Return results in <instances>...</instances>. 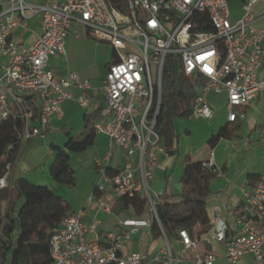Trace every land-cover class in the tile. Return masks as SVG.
Wrapping results in <instances>:
<instances>
[{"label":"built area","instance_id":"built-area-1","mask_svg":"<svg viewBox=\"0 0 264 264\" xmlns=\"http://www.w3.org/2000/svg\"><path fill=\"white\" fill-rule=\"evenodd\" d=\"M259 1L245 0L240 18L233 22L228 0H126L125 12L110 0H0V126L19 125L17 152L6 166L0 189L10 187V174L23 146L45 140L52 123L62 120L65 102L75 100L81 108H89L90 83L71 72L56 76L50 66L51 59L66 57V42L74 29L83 27L90 39L108 45L114 57L100 88L106 113L93 125L95 135L108 138L109 150L104 164L96 163L98 180L84 209L69 214L52 236V264H178L169 245L150 258L122 254L125 242L147 228L148 222L117 220L115 230L100 239L101 218L113 216L117 200L138 197L145 201L146 213L157 220L159 196L151 195L150 183L159 158L168 156L154 131L167 57L179 63L188 85L190 119L211 120V95L225 94L230 123L244 119L236 109L264 99V79L258 77L264 29L256 28L264 16L258 17L253 9ZM195 15L207 17L209 31L195 30ZM35 20L37 34L29 30ZM16 31L32 33V43L17 40ZM74 90L79 92L75 99ZM116 148L127 160L111 171L107 162ZM203 167L214 171L212 159ZM241 193L239 209L229 214L233 222L215 216L203 240L224 245L226 264H239L246 255L253 256L254 264H264V176ZM92 207L96 214L85 221ZM88 236L94 239L87 240ZM178 239L194 264H216L218 256L200 255L199 243L185 230L178 232Z\"/></svg>","mask_w":264,"mask_h":264},{"label":"crops","instance_id":"crops-1","mask_svg":"<svg viewBox=\"0 0 264 264\" xmlns=\"http://www.w3.org/2000/svg\"><path fill=\"white\" fill-rule=\"evenodd\" d=\"M39 1L41 0H35L34 3H38ZM229 1L230 0H228V6ZM244 1L245 0H239L236 14L231 21L234 22L240 18L241 7ZM253 9L258 17L264 16V0H260ZM230 14L232 13L230 12ZM37 26V20L30 22V32L37 34ZM256 28L264 29V19L256 24ZM30 32L16 31V39L29 45L34 38V35ZM101 48L108 50L111 49L106 44L98 43L90 39L86 35L84 28L78 26L74 29L73 35L67 39L66 57L53 58L50 60V66L54 74L60 77L66 72H70L67 61V55L69 52L73 55L75 54L78 59H84L85 54H88L84 60L86 61V65L81 68L80 71L85 74H88L89 72V79L81 78L82 80L88 81L92 87V91H89L88 93L91 98L89 108L87 110L81 108L75 100L65 102L62 105V120L52 123L45 140L31 141L23 146L18 153V157L10 174L11 181L23 178L31 184L48 187L56 197L62 199L81 198L78 204H71L66 201L72 213L84 209L87 198H89L98 180V168L96 163H99L100 165L104 164L105 157L109 150V140L106 136L95 135L94 145L89 148L91 150V157L88 161L89 171H91L90 183L88 185L89 188L79 197L69 195L66 187L57 185L50 178L49 167L53 159V152L51 151L50 146L54 145L56 147H63L66 142L64 136L66 133H69L70 136L74 138L77 136H83L85 133V117L88 116L91 118L98 115V121H100L106 113V105L100 88L108 64L105 63V60H98L96 57V52ZM89 58L92 59L93 63H88ZM99 76L101 77L100 81ZM258 77L264 79V57ZM72 93L74 99L79 96V92L76 90ZM220 96L224 97L223 105L227 113L224 125L222 126L224 127L225 125L230 124V122H228V112L226 109L227 99L225 94L211 95L209 96V102L211 105L214 100L220 98ZM236 111L237 113H242L244 115L243 120L237 119V124L239 126L237 137L231 141L221 139L213 148L208 145L207 141L206 146L209 150L205 153L204 146L199 149L190 145L189 136L191 130L188 128L185 132H182L185 127V121H173L175 136L174 148L176 153L172 156H161L159 158V162L154 169L153 180L150 183L151 195L159 196V200L156 204H178L180 202V178L183 171L185 157H188L193 163L201 164H205L209 159H212L214 164L213 172L216 173V178L210 182L209 189L211 194L206 200V212L209 218V224L217 215L228 224L233 222V218L229 214L231 212H236L239 209L242 202L241 189L246 188L251 183L248 178L254 177L256 179L264 176V99L262 97L258 98L248 106L236 109ZM212 119L213 117L211 120ZM191 120L197 119H187V121ZM81 126H83V129L79 131ZM222 127H219L217 131ZM216 133L211 130L210 138ZM221 144H223V146L220 152L217 149H219ZM126 160L123 150L118 148L113 149L111 156L108 159L107 167L111 171L122 168ZM70 167L72 168L71 164ZM8 202L9 200L6 203H3L2 209L7 207ZM216 209L218 210L217 212L215 211ZM95 214V208H89L85 213V221H90ZM101 219H103V225L98 231L100 239L103 238L105 232L115 230L117 220L139 219L148 222L147 228L140 230L130 241L125 242L122 250L123 255L138 253L150 258L155 255L158 256L161 250L164 249L166 245H169L172 256L178 264H194L191 253L184 250L179 239H177L176 242L169 244L164 235L159 238H154L151 233V226L153 221H155V218L147 213L142 217H135L132 211L129 210L120 215L113 213V216ZM93 239V236L87 237V240ZM196 242L199 243L200 255L205 253L216 254L218 256L216 264H226L223 259L225 252L223 244L210 243L205 239L203 240V236H201ZM239 264H254V258L252 255H246Z\"/></svg>","mask_w":264,"mask_h":264},{"label":"trees","instance_id":"trees-1","mask_svg":"<svg viewBox=\"0 0 264 264\" xmlns=\"http://www.w3.org/2000/svg\"><path fill=\"white\" fill-rule=\"evenodd\" d=\"M110 2L119 11H126V0ZM193 23L197 24L194 26L198 32L210 30L206 16L195 15ZM165 65L161 106L154 131L167 155L172 156L176 153L173 121L175 118H189L190 96L179 63L167 57ZM98 119V115L85 117L83 136L74 138L66 133L63 147L50 146L53 159L49 175L57 185L68 189L74 186L75 171L70 167L71 155L83 153L94 145L93 125ZM18 127V124L11 122L0 126V180L17 152L15 129ZM238 132L239 126L235 120L220 128L208 140V145L213 148L221 139L231 141ZM11 145L12 150L7 152ZM215 178V172L185 157L180 178V202L156 204L157 220L151 226L154 238L164 235L171 244L177 241L181 230H185L193 241L206 234L209 229L206 200L211 194L210 182ZM248 180L252 182L255 178L249 177ZM8 200L7 207L2 209L3 203ZM129 210L135 217H142L146 213L145 201L138 197H123L116 201L113 213L120 215ZM71 213L66 201L56 197L48 187L31 184L23 178L12 180L9 188L0 189V264H52L50 240Z\"/></svg>","mask_w":264,"mask_h":264},{"label":"rangeland","instance_id":"rangeland-1","mask_svg":"<svg viewBox=\"0 0 264 264\" xmlns=\"http://www.w3.org/2000/svg\"><path fill=\"white\" fill-rule=\"evenodd\" d=\"M26 2L29 3H34L35 0H25ZM239 4V0H230L229 1V9L231 14V20L233 19L234 15L236 14V8ZM87 53L85 54L84 59L82 58H76V55L72 54V53H68L67 55V61H68V65H69V71L77 74L78 76H80V78L83 79H89L88 78V74H85L83 72L80 71L81 68H83L86 65V61H84L87 57ZM96 57L98 58V60H105V63L110 65L114 62V59L112 57V51L111 49H99L96 52ZM93 57V56H92ZM91 58V57H90ZM88 59V63H93L92 59ZM90 71V70H89ZM153 71V70H152ZM101 77L99 76V81H100ZM99 83V82H98ZM102 98V97H101ZM223 96H220V98H216L214 100V102L211 104V107L213 109V119L210 121H205V120H201V119H197V120H191V121H187V119H183V118H175L174 120H182L185 121V127L183 129L182 132H185L188 128L191 130L190 131V145L194 146L195 148H201L204 146V153L208 152V147L206 146V142L210 139V135H211V130L214 131V133L217 132V129L219 127H222L224 125L225 122V118H226V110L225 107L223 105ZM191 101V100H190ZM190 106H191V102H189ZM191 122V123H190ZM83 129V126H81V128L79 129V131H81ZM79 135V134H78ZM78 137V136H77ZM223 144H221V146L219 147V149H217L218 151L221 152ZM203 153V152H202ZM91 157V150L87 149L85 152L80 153V154H72L71 155V160H70V164L72 166V168L75 171V184L72 188H67V193L69 195H73V196H80L81 194H83V192L86 191V189L89 188V183H90V172L89 171V167H88V161ZM150 190H151V186H150ZM64 201H68V203L71 204H78L81 200V198H63Z\"/></svg>","mask_w":264,"mask_h":264}]
</instances>
